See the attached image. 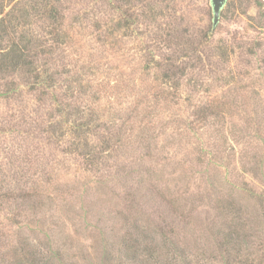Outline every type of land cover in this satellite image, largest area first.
Wrapping results in <instances>:
<instances>
[{
	"label": "rangeland",
	"instance_id": "rangeland-1",
	"mask_svg": "<svg viewBox=\"0 0 264 264\" xmlns=\"http://www.w3.org/2000/svg\"><path fill=\"white\" fill-rule=\"evenodd\" d=\"M78 1L107 34L67 19L70 93L0 83V264H151L130 237L171 264H264V0H227L215 31L211 0L132 2L120 31L115 0Z\"/></svg>",
	"mask_w": 264,
	"mask_h": 264
},
{
	"label": "trees",
	"instance_id": "trees-1",
	"mask_svg": "<svg viewBox=\"0 0 264 264\" xmlns=\"http://www.w3.org/2000/svg\"><path fill=\"white\" fill-rule=\"evenodd\" d=\"M77 2L79 1L0 0V83L4 95L19 94L16 78L20 79L23 85L35 88L39 94L46 95L50 90L60 88L61 84L67 85L66 89L69 90L67 92L70 93L72 85L69 83L78 82L81 75L77 69L67 66L70 64L67 63L70 57L65 51L66 45L70 44L67 19L70 16L72 18L68 4H77ZM100 2L104 1L96 0L97 5H93L103 6ZM132 2L153 8L147 0H115L114 10L119 12L116 22L118 31L132 27L136 21L134 11H131ZM89 4L88 2L82 15L73 16L71 21L73 25L88 24L94 27L98 34L97 38L105 39L106 23L102 18H96L95 15L100 11L88 9ZM191 37L185 30L178 34L175 28L173 32H168L164 36L169 47L174 44L177 49H184L185 56L190 52L196 54L204 40V37L196 39L197 41ZM167 61L166 74L171 73L167 76L174 80L175 72L183 67L171 57ZM62 96L65 97L66 94ZM90 124L87 122L88 127L83 131L91 130ZM76 127L80 130V126ZM125 243L127 251L130 254L132 252L133 256H136L135 254L142 247L145 250L142 252L143 255L147 256L148 260H152L151 264H171L161 253L159 244H144L133 237L126 239Z\"/></svg>",
	"mask_w": 264,
	"mask_h": 264
},
{
	"label": "water",
	"instance_id": "water-1",
	"mask_svg": "<svg viewBox=\"0 0 264 264\" xmlns=\"http://www.w3.org/2000/svg\"><path fill=\"white\" fill-rule=\"evenodd\" d=\"M227 0H211L212 8H213V28L212 31H215L217 24L221 19V12L224 8Z\"/></svg>",
	"mask_w": 264,
	"mask_h": 264
}]
</instances>
